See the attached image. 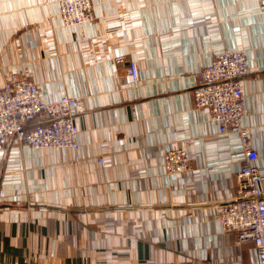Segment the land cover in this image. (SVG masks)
<instances>
[{
	"label": "crops",
	"instance_id": "0c3cea01",
	"mask_svg": "<svg viewBox=\"0 0 264 264\" xmlns=\"http://www.w3.org/2000/svg\"><path fill=\"white\" fill-rule=\"evenodd\" d=\"M263 3L92 0L95 20L69 27L59 0H0V90L25 77L46 101L78 98L80 132L79 162L16 141L0 153V264H259L254 242L218 221L242 146L192 89L225 49L247 54L244 123L264 190ZM185 140L191 168L168 175L164 154Z\"/></svg>",
	"mask_w": 264,
	"mask_h": 264
},
{
	"label": "built area",
	"instance_id": "2783aa9c",
	"mask_svg": "<svg viewBox=\"0 0 264 264\" xmlns=\"http://www.w3.org/2000/svg\"><path fill=\"white\" fill-rule=\"evenodd\" d=\"M264 9V3L262 4ZM59 15L65 26L95 20L92 0H59ZM122 57L117 63H122ZM136 82L139 70L129 65ZM248 56L244 51L225 49L196 75L192 89L194 106L208 113L219 134L235 135L243 151L241 170L237 174L236 198L221 207L218 221L226 233H236L240 240H252L258 262L264 264V190L259 155L251 148V128L244 123L246 114L243 81L249 75ZM79 99L63 95L54 101L44 100L39 86L31 79L6 80L0 90V153L12 141L33 150L71 149L75 162L80 161L79 128L74 109ZM185 140L183 147L164 154L168 175H179L191 168V155ZM103 162L102 159L99 160Z\"/></svg>",
	"mask_w": 264,
	"mask_h": 264
}]
</instances>
